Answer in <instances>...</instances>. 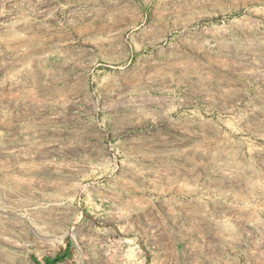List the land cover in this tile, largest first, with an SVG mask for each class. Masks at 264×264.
Instances as JSON below:
<instances>
[{
	"label": "rangeland",
	"instance_id": "374dc122",
	"mask_svg": "<svg viewBox=\"0 0 264 264\" xmlns=\"http://www.w3.org/2000/svg\"><path fill=\"white\" fill-rule=\"evenodd\" d=\"M0 264H264V0H0Z\"/></svg>",
	"mask_w": 264,
	"mask_h": 264
},
{
	"label": "bare ground",
	"instance_id": "6f19581e",
	"mask_svg": "<svg viewBox=\"0 0 264 264\" xmlns=\"http://www.w3.org/2000/svg\"><path fill=\"white\" fill-rule=\"evenodd\" d=\"M181 16V15H180ZM160 18V17H159ZM161 18H162V16H161ZM163 19V18H162ZM177 19H179V18H177ZM181 19V18H180ZM163 21V20H162ZM165 22V21H164ZM173 23H175V22H173ZM179 24H181V23H179ZM139 25V24H138ZM135 27V26H134ZM177 27V26H176Z\"/></svg>",
	"mask_w": 264,
	"mask_h": 264
}]
</instances>
